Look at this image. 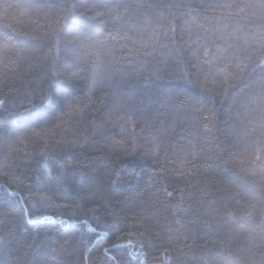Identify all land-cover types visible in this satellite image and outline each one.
<instances>
[{
  "label": "trees",
  "instance_id": "1",
  "mask_svg": "<svg viewBox=\"0 0 264 264\" xmlns=\"http://www.w3.org/2000/svg\"><path fill=\"white\" fill-rule=\"evenodd\" d=\"M0 264H264V0H0Z\"/></svg>",
  "mask_w": 264,
  "mask_h": 264
},
{
  "label": "snow or ice",
  "instance_id": "2",
  "mask_svg": "<svg viewBox=\"0 0 264 264\" xmlns=\"http://www.w3.org/2000/svg\"><path fill=\"white\" fill-rule=\"evenodd\" d=\"M0 103H2V102H0Z\"/></svg>",
  "mask_w": 264,
  "mask_h": 264
}]
</instances>
